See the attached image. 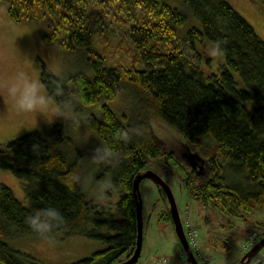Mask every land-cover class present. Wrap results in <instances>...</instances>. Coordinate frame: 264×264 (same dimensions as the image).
Returning <instances> with one entry per match:
<instances>
[{
  "label": "trees",
  "instance_id": "trees-1",
  "mask_svg": "<svg viewBox=\"0 0 264 264\" xmlns=\"http://www.w3.org/2000/svg\"><path fill=\"white\" fill-rule=\"evenodd\" d=\"M2 1L15 20L44 23L48 27L44 40L82 51L83 69L59 76L41 61L40 79L54 102H69L76 111L101 101L100 114L91 112L87 120L103 145L113 149L114 155L98 163L111 173L119 196L114 215L109 205L88 194L85 148L60 122L0 142V167L24 180L23 190L31 201L30 207L23 205L0 182L1 263L27 264L4 240L10 235V225L19 233L44 235L62 230L109 242L66 264H115L128 258L137 234L133 177L157 163L184 180L203 208L238 215L264 206V39L229 0H180L184 10L164 0H117L142 7L140 22L130 24L128 34L136 56L146 63L143 67L121 61L105 64L93 47L92 30L85 19L93 0ZM187 11L198 18L200 27L190 26L181 37L178 28ZM176 39L221 41L224 64L206 73L174 43ZM233 70L244 86H237ZM120 92L127 97V110H114L108 104ZM247 101H253L251 107ZM155 119L172 126L206 158L210 168L205 178L156 143ZM121 132L128 134L126 141L118 138ZM34 145L38 146L35 150ZM159 192L166 203L161 217L173 225L165 193ZM49 207L62 213L63 224L49 231H33L26 218ZM102 226L110 232L102 231ZM250 264H264V252Z\"/></svg>",
  "mask_w": 264,
  "mask_h": 264
},
{
  "label": "rangeland",
  "instance_id": "rangeland-1",
  "mask_svg": "<svg viewBox=\"0 0 264 264\" xmlns=\"http://www.w3.org/2000/svg\"><path fill=\"white\" fill-rule=\"evenodd\" d=\"M172 6L184 10L180 0H164ZM253 25L264 39V2L262 0H229ZM140 6H127L117 0H93L85 12V19L92 30L93 47L103 55L106 65L121 61L134 63L136 67L146 65L141 57L136 56L128 28L132 23L140 22ZM187 18L179 26L178 34L183 37L190 26L200 27V21L187 11ZM48 27L40 21H18L6 10V3L0 0V81L22 70L37 79L41 84V61L57 75L62 76L83 67L82 51L66 49L57 42L44 40L43 33ZM194 43L182 39L174 40L183 51L200 64L206 72H216L224 64V54L214 57L207 52L211 41L194 39ZM83 69V68H82ZM92 74V69H86ZM237 86L244 83L237 71H231ZM43 85V84H42ZM45 91V88L43 86ZM123 88L122 90H124ZM46 92V91H45ZM125 93L120 92L116 100H109L114 110H127L128 101ZM253 101H247L251 107ZM67 106L68 118L56 117L54 109ZM101 101L80 110H74L69 102L56 103L52 99L44 115L21 113L17 111L6 93L0 91V142L14 138L38 123L37 129H45L52 122H60L64 129L82 141L85 148L84 165L89 169L84 181L85 190L96 201L110 206L116 215V201L119 191L112 186L111 173L98 163L100 154L96 149L103 145L96 132L90 126L87 115L91 112L100 114ZM156 143L161 148L170 150L185 166L193 169L194 174L203 179L209 172L206 158L195 150L170 125L160 119L152 122ZM34 129V128H33ZM183 149V151H182ZM191 151H193L191 153ZM199 165V166H198ZM151 169L158 172L171 186L175 195L180 217L185 226L191 228L198 245L197 258L202 264H232L239 261L247 249L264 234V206L241 211L238 215H228L211 207L203 208L198 199L190 194L184 180L171 170L161 168L159 163ZM229 172V171H228ZM0 182L9 186L17 199L30 207L31 201L23 190L24 180L14 175L9 169L0 167ZM142 195L143 237L137 264H154L164 256L174 264H187V258L175 233L174 226L161 217L166 208L155 182L143 177L139 183ZM102 231L110 232L106 226ZM10 235L4 240L20 252L19 256L27 264L37 261L43 264H66L89 256L98 249L109 245L107 240L89 237L80 233H65L62 230L41 235L19 233L14 225L9 227ZM264 252L263 248L250 263H256ZM249 263V264H250Z\"/></svg>",
  "mask_w": 264,
  "mask_h": 264
},
{
  "label": "clouds",
  "instance_id": "clouds-1",
  "mask_svg": "<svg viewBox=\"0 0 264 264\" xmlns=\"http://www.w3.org/2000/svg\"><path fill=\"white\" fill-rule=\"evenodd\" d=\"M208 54L219 57L224 54V48L221 41H213L207 48ZM0 91L7 94V96L13 102L15 109L21 113H39L44 115L51 98L44 91L43 85L32 76L26 74L22 70L16 71L12 76L7 77L0 81ZM55 118L63 117L68 118L70 115V109L65 106L63 109L57 107L54 109ZM38 127V123H34L33 128ZM119 139L126 141L129 137L127 133H117ZM34 145V150L37 148ZM96 152L100 154L99 159L104 161L106 157L114 155L113 149L110 145H102L96 149ZM64 217L62 213L56 208H47L37 210L34 215L26 218V223L35 232L49 231L53 227L63 224Z\"/></svg>",
  "mask_w": 264,
  "mask_h": 264
},
{
  "label": "water",
  "instance_id": "water-1",
  "mask_svg": "<svg viewBox=\"0 0 264 264\" xmlns=\"http://www.w3.org/2000/svg\"><path fill=\"white\" fill-rule=\"evenodd\" d=\"M143 177H149L155 182L159 190L164 191L165 197L168 201L169 211L173 221L174 230L182 246L183 252L187 260L191 264H200L194 252L190 248L188 240L184 233L179 209L171 186L158 172H156L151 168H145L141 171H138L133 177L132 189L134 196L136 198L135 209H136V222H137L136 224L137 235H136L135 247L133 249L132 254L128 258L119 261L115 264H132L137 261L140 255L142 237H143V215H142L143 203H142V195L140 192L139 183ZM262 246H264V235L261 236L253 245H251L247 249V251L241 256L237 264H246ZM0 264L3 263L0 262Z\"/></svg>",
  "mask_w": 264,
  "mask_h": 264
},
{
  "label": "built area",
  "instance_id": "built-area-1",
  "mask_svg": "<svg viewBox=\"0 0 264 264\" xmlns=\"http://www.w3.org/2000/svg\"><path fill=\"white\" fill-rule=\"evenodd\" d=\"M183 228L185 231V235L188 237V241L190 243V245L192 246L194 252L197 254L198 252V245H197V241L195 240L196 236L194 235V232L191 228H188L187 226H185V222H183ZM156 264H174L173 260H169L166 257H160Z\"/></svg>",
  "mask_w": 264,
  "mask_h": 264
},
{
  "label": "bare ground",
  "instance_id": "bare-ground-1",
  "mask_svg": "<svg viewBox=\"0 0 264 264\" xmlns=\"http://www.w3.org/2000/svg\"><path fill=\"white\" fill-rule=\"evenodd\" d=\"M182 151H183V149H182ZM192 152H193V151H191V153H192ZM192 166H195V164H193ZM198 166H199V165H198ZM161 192H162V190H161ZM135 202H136V201H135ZM136 235H137V234H136ZM186 238H187V240H188V237H187V236H186ZM255 242H256V241H255ZM255 242H254V243H255ZM188 243H189V241H188ZM254 243H253V244H254ZM253 244H252V245H253ZM189 246H190V248L193 250V248H192V246L190 245V243H189ZM134 247H135V246H134ZM262 247H263V246H262ZM262 247H261V248H262ZM261 248H260V249H261ZM260 249H259V250H260ZM259 250H258V251H259ZM258 251H257V252H258ZM257 252H256V253H257ZM183 253H184V252H183ZM256 253H255V254H256ZM255 254L252 256V258L255 256ZM184 255H185V254H184ZM161 257H164V256H161ZM196 258H197V256H196ZM252 258H251V259H252ZM251 259H250V260H251ZM197 260H198V258H197ZM250 260H249L246 264H248V263L250 262ZM198 261H199V260H198ZM188 262H189V261H188ZM199 262H200V264H202L201 261H199ZM189 263H190V262H189ZM154 264H156V263H154ZM190 264H191V263H190Z\"/></svg>",
  "mask_w": 264,
  "mask_h": 264
},
{
  "label": "flooded vegetation",
  "instance_id": "flooded-vegetation-1",
  "mask_svg": "<svg viewBox=\"0 0 264 264\" xmlns=\"http://www.w3.org/2000/svg\"><path fill=\"white\" fill-rule=\"evenodd\" d=\"M191 166H192V165H191ZM194 168H195V166H193V169H192L193 171H194Z\"/></svg>",
  "mask_w": 264,
  "mask_h": 264
}]
</instances>
